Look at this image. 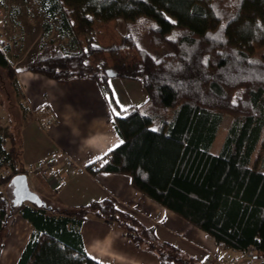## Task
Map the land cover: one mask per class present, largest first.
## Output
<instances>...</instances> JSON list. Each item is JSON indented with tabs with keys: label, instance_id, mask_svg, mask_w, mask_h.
<instances>
[{
	"label": "trees",
	"instance_id": "obj_1",
	"mask_svg": "<svg viewBox=\"0 0 264 264\" xmlns=\"http://www.w3.org/2000/svg\"><path fill=\"white\" fill-rule=\"evenodd\" d=\"M35 1L44 17L42 37L49 39L16 68L5 55L11 46L0 47V67L16 92L21 96L15 74L25 70L52 79L91 78L105 94L111 76L140 82L145 103L113 116L123 143L88 169L128 174L134 188L218 245L240 253L252 247L264 258V53L246 51L253 41L264 43V0ZM87 15L121 19L120 42L96 44ZM78 26L89 33L83 45ZM128 42L139 55L133 63L109 65L90 58ZM224 112L232 118L214 152ZM9 141L6 147L0 134V252L14 215L32 226L16 264H102L82 245L80 227L89 216L111 223L161 264H206L161 240L153 226L110 198L62 209L33 199L13 204L4 187L25 171L18 166V143L11 136Z\"/></svg>",
	"mask_w": 264,
	"mask_h": 264
},
{
	"label": "crops",
	"instance_id": "obj_2",
	"mask_svg": "<svg viewBox=\"0 0 264 264\" xmlns=\"http://www.w3.org/2000/svg\"><path fill=\"white\" fill-rule=\"evenodd\" d=\"M87 19L97 31L94 37L99 45L114 43L125 33L121 19L114 20L118 22L116 27L123 31L110 28L114 20L98 21L92 15H87ZM75 33L81 45L85 44L88 36L83 27L79 26ZM90 58L109 65L120 61L130 64L137 61L139 55L128 42L117 49L95 51ZM16 79L26 111L38 113L36 119L32 116L35 126L30 124L22 130L21 137L18 136V166L25 171L28 189L41 201L62 209L110 198L118 208L133 213L144 225L153 226L161 240L200 261L240 254L218 245L206 232L134 188L128 174L103 170L93 173L88 169L95 161L99 165V159L121 141L112 122L113 116L147 100L140 82L111 76L110 93L105 94L91 78L52 79L25 70L17 72ZM214 142L215 139L211 150ZM64 153L72 163L64 158ZM48 158H53V164L32 170L34 165ZM18 221V225L23 224L31 233L30 223L20 216ZM80 233L86 254L102 264H161L154 253L137 247L104 220L87 217ZM3 252L4 248L0 255Z\"/></svg>",
	"mask_w": 264,
	"mask_h": 264
},
{
	"label": "rangeland",
	"instance_id": "obj_3",
	"mask_svg": "<svg viewBox=\"0 0 264 264\" xmlns=\"http://www.w3.org/2000/svg\"><path fill=\"white\" fill-rule=\"evenodd\" d=\"M16 9L18 12H15ZM0 12V46L2 48L4 44H9L11 46V51L6 52L5 54L6 58L11 63L12 67H20L31 61L38 53L41 41L48 40L50 37H42L43 14L39 10L35 0H0ZM114 21L115 23L113 22L110 28L115 29V31L118 29L123 31L118 26L116 27L115 24L118 22H116V20ZM78 28L79 26L76 30ZM96 32L97 31L92 28L91 34H93V40L98 44L94 37ZM228 33L230 41L233 42L234 35L230 33L229 28ZM85 34L89 36L88 32ZM51 37H53V35H51ZM118 41L120 42L119 38H117L114 43H119ZM140 43H142L143 47L147 45V37H141ZM246 51L252 56H260L264 53V43L260 44L257 41H253L246 48ZM20 101H22L21 96L14 89L5 70L0 67V134L5 139L6 147L10 145V136L18 143V136L21 137L22 130L28 128L30 124L35 126L33 123H35L34 120L38 116V113L31 114L25 111L23 106H21ZM32 116L35 117L34 120L32 119ZM231 118V114L224 112L218 134L212 147L214 152L220 147ZM4 188L7 190L12 201V186H5ZM18 218V214L14 215L7 224L9 231L8 236L3 241L4 252L0 255V264H16L23 247L30 236L26 226L23 224L18 225ZM10 231L11 236L9 237Z\"/></svg>",
	"mask_w": 264,
	"mask_h": 264
},
{
	"label": "built area",
	"instance_id": "obj_4",
	"mask_svg": "<svg viewBox=\"0 0 264 264\" xmlns=\"http://www.w3.org/2000/svg\"><path fill=\"white\" fill-rule=\"evenodd\" d=\"M1 14V12H0ZM1 47V46H0ZM48 125H46L47 127ZM64 158L71 162V159L67 156V154H63ZM53 164V158H48L45 160L40 161L36 165L32 167V170H42L47 166ZM93 165V167H95ZM206 264H264V259L255 256L254 249L250 247L243 253L240 254H224L217 257L207 258L205 260Z\"/></svg>",
	"mask_w": 264,
	"mask_h": 264
},
{
	"label": "water",
	"instance_id": "obj_5",
	"mask_svg": "<svg viewBox=\"0 0 264 264\" xmlns=\"http://www.w3.org/2000/svg\"><path fill=\"white\" fill-rule=\"evenodd\" d=\"M10 185L12 186V192H13V198H12L13 204L19 203L27 199H33L39 202L40 200L39 197L28 189V185L26 182V175L24 173H19L15 175L11 179Z\"/></svg>",
	"mask_w": 264,
	"mask_h": 264
},
{
	"label": "snow or ice",
	"instance_id": "obj_6",
	"mask_svg": "<svg viewBox=\"0 0 264 264\" xmlns=\"http://www.w3.org/2000/svg\"><path fill=\"white\" fill-rule=\"evenodd\" d=\"M120 143H123V141H120Z\"/></svg>",
	"mask_w": 264,
	"mask_h": 264
},
{
	"label": "bare ground",
	"instance_id": "obj_7",
	"mask_svg": "<svg viewBox=\"0 0 264 264\" xmlns=\"http://www.w3.org/2000/svg\"><path fill=\"white\" fill-rule=\"evenodd\" d=\"M10 184V183H9Z\"/></svg>",
	"mask_w": 264,
	"mask_h": 264
}]
</instances>
